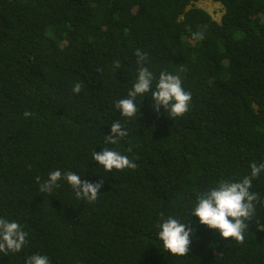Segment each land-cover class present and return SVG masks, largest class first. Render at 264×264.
<instances>
[{"label": "trees", "instance_id": "trees-1", "mask_svg": "<svg viewBox=\"0 0 264 264\" xmlns=\"http://www.w3.org/2000/svg\"><path fill=\"white\" fill-rule=\"evenodd\" d=\"M0 0V264H264V0Z\"/></svg>", "mask_w": 264, "mask_h": 264}, {"label": "rangeland", "instance_id": "rangeland-1", "mask_svg": "<svg viewBox=\"0 0 264 264\" xmlns=\"http://www.w3.org/2000/svg\"><path fill=\"white\" fill-rule=\"evenodd\" d=\"M195 5L209 12L217 21H220L224 14V7L220 2L213 0H202Z\"/></svg>", "mask_w": 264, "mask_h": 264}]
</instances>
